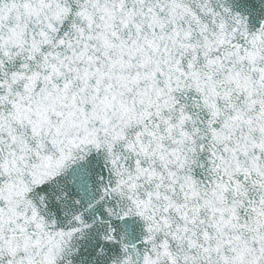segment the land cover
Here are the masks:
<instances>
[{
	"label": "snow or ice",
	"instance_id": "snow-or-ice-1",
	"mask_svg": "<svg viewBox=\"0 0 264 264\" xmlns=\"http://www.w3.org/2000/svg\"><path fill=\"white\" fill-rule=\"evenodd\" d=\"M0 264H264V0H0Z\"/></svg>",
	"mask_w": 264,
	"mask_h": 264
}]
</instances>
